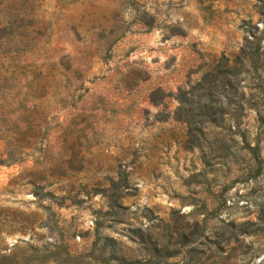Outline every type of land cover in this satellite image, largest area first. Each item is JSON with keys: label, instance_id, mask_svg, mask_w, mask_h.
Listing matches in <instances>:
<instances>
[{"label": "rangeland", "instance_id": "obj_1", "mask_svg": "<svg viewBox=\"0 0 264 264\" xmlns=\"http://www.w3.org/2000/svg\"><path fill=\"white\" fill-rule=\"evenodd\" d=\"M257 4L0 0V256L28 242L87 253L110 185L122 183L123 209L101 217L99 232L126 255L137 250L129 230L141 228L165 243L189 236L196 254L171 245L182 253L169 264H264L254 203L264 196V80L245 88L259 110L245 103L232 160L186 148L185 126L156 120L148 101L153 89L195 82L221 55L232 61L244 28L262 30ZM242 134L260 148L256 178ZM246 221L243 236L236 225Z\"/></svg>", "mask_w": 264, "mask_h": 264}, {"label": "trees", "instance_id": "obj_2", "mask_svg": "<svg viewBox=\"0 0 264 264\" xmlns=\"http://www.w3.org/2000/svg\"><path fill=\"white\" fill-rule=\"evenodd\" d=\"M215 1V0H207ZM259 19L262 30L254 25L246 26L242 45L232 61L221 55L201 76L193 83L179 87L175 93L166 94L160 88L150 94V102L158 105L166 96L172 97L177 105L173 111V119L186 128V148H210L211 152L221 148L222 157L233 159L230 148L236 145L234 134L238 132L239 119L245 109V103L257 113L259 105L250 102V95L246 102L245 88L251 85L261 87L264 80V0H258L257 4ZM165 115H156V120L163 121ZM234 130L232 131V129ZM229 134V135H228ZM245 145L248 148L246 155L249 160L255 162V168H247L252 178L259 176L261 171L260 148L249 146L245 136L242 134ZM124 186V185H123ZM122 183H112V193L106 195V204L109 211L102 213L101 217H118L114 209L122 210L118 202ZM51 197L50 193L45 194ZM224 202V201H223ZM257 211L256 222L264 225V196L255 201ZM101 217L96 219L94 228V241L87 253L73 256L67 245L62 241L49 245H33L28 242L25 248L15 246L9 255L0 256V264H169L168 261L182 252L181 250H170L171 245L186 247L185 255L191 253L194 256L196 249L191 247L188 235L181 231H175L167 236V243L161 242L160 236L151 234L148 230L130 229V238L136 243L137 250L131 255H126L117 241L99 232L102 225ZM229 222L227 226H233ZM253 222H244L236 225L240 235H251L249 226ZM21 233L26 231L22 228ZM32 233V230H28ZM34 236V234H32ZM184 257V254L183 256Z\"/></svg>", "mask_w": 264, "mask_h": 264}, {"label": "crops", "instance_id": "obj_3", "mask_svg": "<svg viewBox=\"0 0 264 264\" xmlns=\"http://www.w3.org/2000/svg\"><path fill=\"white\" fill-rule=\"evenodd\" d=\"M157 89V88H156ZM161 90H163L166 94H167V92L164 90V89H162V88H160ZM153 90H155V89H153ZM153 90H151L150 91V93H149V96H148V101H149V103H150V105H152V106H154L155 108H160L159 109V112L158 113H163L165 116H166V119L165 120H163V121H160V122H167V121H172V122H174V123H179V122H177V121H175L174 119H173V111H174V109L173 110H169V104H166V103H168V102H165V99L168 97V96H166V97H164V99L158 104V105H153L151 102H150V94H151V92L153 91ZM169 93V92H168ZM157 113V114H158ZM156 114V115H157Z\"/></svg>", "mask_w": 264, "mask_h": 264}]
</instances>
